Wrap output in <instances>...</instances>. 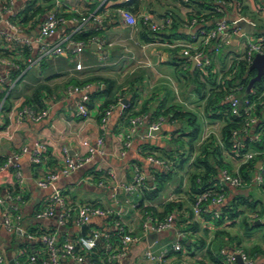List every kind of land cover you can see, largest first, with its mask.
Instances as JSON below:
<instances>
[{
    "label": "crops",
    "instance_id": "0c3cea01",
    "mask_svg": "<svg viewBox=\"0 0 264 264\" xmlns=\"http://www.w3.org/2000/svg\"><path fill=\"white\" fill-rule=\"evenodd\" d=\"M33 1L36 2L34 7L49 6L42 15L36 14L25 21V12ZM131 1L62 0L57 8L67 22L52 36L40 40V24L55 7L56 0H0V167L9 159L16 166L0 174V196L4 199V203H0V215L13 205L17 196L21 197L18 204L22 215L15 230L8 231L0 226V252L5 258L1 264H15L17 254L23 250L30 253L40 250V240L31 239L30 234L55 233L60 243L82 234L83 226L73 221L60 226L57 215L45 219L35 217L53 194L51 187L42 188L38 181L61 170L65 150L73 157H87L89 146L95 145L99 138L104 140L103 154L93 156L69 176H61L55 186L70 204L90 203L113 210L108 217H93L87 223L88 230L113 229V220L118 219L136 237L126 256L117 259L116 264H141L150 247L158 249L176 241L183 244V251L173 252L170 261L224 264L217 258L219 252L222 249L232 251L239 245L249 251L254 264H264V255H250L254 246L264 250V235L254 231L255 227L264 225L263 187L229 185L231 193L224 203L239 193L257 201L254 208H243V215L235 219L240 225L244 219L250 227L255 226L249 230L244 227L242 233L245 240L255 239L251 247L227 237H216L218 230L231 233L227 224L233 225L234 220L225 219L219 224L217 219L221 215L204 217L192 212L190 170L199 146L207 138L214 135L222 144L225 123L206 112V99L195 91L193 75L198 66L194 59L184 56L182 48L186 44L201 45L200 31L216 24L206 21L188 25L192 17L207 15L216 0H138L133 13L147 14L159 24L171 21L158 32H153L144 22L131 26L122 18L119 9ZM223 8L222 18L230 24L227 35L230 41L225 43L218 37L203 48L210 60L212 72H209L218 83L243 57L249 44L264 36V0H227ZM32 13L34 10L30 11ZM83 15L90 19L79 24L76 18ZM238 17L253 24L254 32L240 36V29H233ZM90 30L99 31L96 37L103 45L98 43L97 48H93L92 42L81 52H75L71 42L80 41L76 40L77 34ZM26 39L30 44L24 42ZM43 43H63L66 49L63 54L45 55L41 52ZM78 64L82 65L81 69L77 68ZM39 88L48 116L40 121L29 117L20 119L19 110L34 104L32 97ZM81 104L88 108L86 118L79 114ZM127 105H131L129 112L125 111ZM162 106H179L196 115L200 131L194 143L195 151L191 153L189 149L192 129L185 120L163 116L153 120ZM108 109L112 112L104 121L102 118ZM260 112L264 118V111ZM134 117H142V123L132 125L130 120ZM160 121V127L154 128ZM39 144L44 150L40 162L34 163L32 154ZM149 156L168 161L169 167L150 161ZM223 157L231 171L238 173L242 160L225 149ZM260 164L258 160L257 169ZM136 167L147 176L144 187L134 193L118 187V183L133 181ZM16 170L21 172L22 180L17 177ZM111 173L115 179L110 178ZM103 180L106 185L100 186L98 183ZM171 202L175 203L171 212L174 215L172 226L162 231L147 230L144 227L147 215L163 219L167 204ZM224 204L213 209L222 214ZM60 208L56 206V214ZM24 221L29 223L27 228L22 225ZM17 236L22 240L18 241ZM62 264L83 263L65 260Z\"/></svg>",
    "mask_w": 264,
    "mask_h": 264
},
{
    "label": "built area",
    "instance_id": "2783aa9c",
    "mask_svg": "<svg viewBox=\"0 0 264 264\" xmlns=\"http://www.w3.org/2000/svg\"><path fill=\"white\" fill-rule=\"evenodd\" d=\"M69 1V0H66ZM129 1V0H126ZM62 0H56V5L53 9L49 10L46 18L40 24V40L48 38L55 34L59 26L67 22V18L60 14L58 11V6L61 4ZM215 9L219 12H223V7L227 5V0H216L214 2ZM122 18L131 26L137 25L139 22H144L148 24L149 28L153 32H158L165 29L167 25L171 24V21L166 24H159L152 20L149 15H137L126 9L125 7L119 9ZM90 17L83 15L76 18L79 24H85L89 21ZM101 21V20H100ZM205 18L194 17L189 21V26H195L197 24L205 23ZM9 23V22H8ZM11 25V24H10ZM13 27V25H11ZM230 30V24L225 18H219L216 21V26L210 30L202 29L201 34V45L193 46L192 44H186L182 48V53L184 56L195 59L196 65L202 71V73L207 72V67L210 65V60L205 56L203 50L204 47L208 46L211 41L216 40L218 37H222L225 43H229L227 38L228 32ZM100 39L97 37L92 38L89 42L78 41L71 42L74 45L75 52H81L84 47L92 42L98 45ZM27 44H30L29 39L24 40ZM100 46L103 42L99 43ZM221 47V44H219ZM65 46L63 43L50 45L49 43H43L41 52L46 54H63L65 52ZM256 53H264V36L260 38L259 41L250 43L245 56L243 59L247 60L250 64L253 61ZM78 69L82 68L81 64L77 65ZM207 74V73H206ZM241 89V87L231 88L230 93L227 95L226 99L231 105L232 114L236 115L237 118H242L243 123L240 127L233 130L232 136L235 139L234 149L231 150V154L236 157H241L242 163L248 162L255 159L259 154L262 155L260 161V167L257 169L255 177L253 179L254 183L261 185L264 183V152L257 151H247L242 154L241 150L244 147L242 141L243 137L250 138L251 142H258L261 140L260 134L254 132V128L259 124L260 118L258 114V109L264 111V97H260L254 101H245L244 108L242 107L243 99H241L236 91ZM79 114L83 117H87L89 114L86 105H79ZM111 109L105 110L102 120H106L110 114ZM47 109L36 110L30 105L23 106L19 112L18 117L26 118L29 117L34 121H40L48 116ZM163 121V119H161ZM142 117H134L130 120V123L134 126L142 123ZM155 124L153 127L158 129L162 123ZM244 139V138H243ZM104 140L99 138L95 145L89 146L87 157H73L65 150L66 157L64 166L59 172L49 174L47 177L42 178L38 181V185L42 188L51 187L53 189L52 196L49 197L44 208L39 209L35 217L37 219H45L47 217H52L57 215V220L60 226H67L71 221L79 226L89 223L93 217H108L113 214V210L108 208H102L100 206H95L90 203H75L70 204L66 202L61 190L55 186L56 181L61 176H69L71 173L80 168L83 164L90 161L95 155L103 154ZM44 146L39 144L32 154V160L34 163H39L42 157ZM148 159L156 164L164 165L169 167V162L156 158L154 156H149ZM13 160H7L0 167V174L9 170L10 168H15ZM257 167V166H256ZM16 169V168H15ZM17 177L22 180V174L20 171L16 170ZM111 179H115L114 175L109 174ZM147 176L138 167H136V172L134 179L131 183H118L119 186L126 190L127 192L134 193L142 189L146 183ZM222 181L235 188H243L246 183L239 175H232L227 170L222 171ZM100 186L106 185L105 181H100L98 183ZM13 199V198H12ZM21 197L17 196L14 199L13 205L4 211L0 215V226H4L8 231L15 230L21 219L22 215L19 210L18 201ZM227 199V192L224 188L220 189V192L214 190H208L196 197L195 203L192 205V212L196 216H201L203 213H212L214 217H219L221 214L218 210H214L213 207L221 206L225 203ZM0 203H4V199L0 196ZM60 205V211L56 214V206ZM174 221V215L169 214L164 219H156L152 216L147 215L144 221V227L153 231H162L170 228ZM113 229L110 228L103 230L99 228H92L87 231V234H79L77 238L60 243L58 235L51 232H41L38 234H30L31 239H39L41 242L40 250L35 253H30L27 251H21L17 254L15 258V264H62L65 260H73L83 264H116V260L125 257L128 253L130 245L136 241V237L131 234L127 227L118 219H114L111 225ZM103 243L104 253L99 260H94L90 255L97 249L98 243ZM79 247V249H77ZM183 251V244L180 241L173 243H166L158 249L150 247L146 250L142 257L141 264H187L185 261H170V256L173 252ZM220 253L223 256L224 264H237L236 255H241L245 264H254L252 258L244 251L242 247L236 246L232 251H226L222 249ZM5 261L4 255L0 252V264Z\"/></svg>",
    "mask_w": 264,
    "mask_h": 264
},
{
    "label": "trees",
    "instance_id": "16d2710c",
    "mask_svg": "<svg viewBox=\"0 0 264 264\" xmlns=\"http://www.w3.org/2000/svg\"><path fill=\"white\" fill-rule=\"evenodd\" d=\"M137 2L138 0H132L131 2H128L125 6L126 9H129L130 11H136L137 10ZM36 2L33 1L28 6V9L26 10V15L24 16V20H30L33 16L36 14H43L45 12V9L48 8V6H37L34 7V4ZM34 10V13L30 14V11ZM222 14H224V8L223 12H219L215 9V5H213L210 9V12L206 15L199 14L194 17L198 18H205L206 21H212L216 22L217 19L222 17ZM192 17V18H194ZM216 26V24H212V26L204 27V29H212ZM99 31L96 30H90L88 32H81L77 34L76 40L89 42L92 40V38L98 36ZM245 56V54L243 55ZM251 64L243 59V57L235 63L234 67H232L228 72L223 74V77L221 81L218 83L216 79L212 77L211 67L208 66V74L202 73V71L197 68L194 72V79H195V91L199 94V96L202 99H206V106L205 110L208 113V115L212 118H218L224 121V126L222 128V144L217 140V138L212 135L209 138H207L201 146H199V152L196 156L195 162L190 170L189 176H190V187L189 192L193 195V204L196 201V197L208 190H214L216 192H220L221 188H224L227 192V199L230 196V189L229 184L224 183L222 181V173L221 171L227 170L232 175H239L243 181L246 183L245 187L255 185L253 179L255 177V174L257 172V162L261 159L262 155L259 154L255 157V159L250 160L248 162L241 163L240 169L238 173H233L230 169L229 164L225 161L223 157V150H227L229 153L231 150L234 149L235 139L232 136V132L235 128L240 127L243 123L242 118H237L236 115L232 114L231 111V105L227 101L226 97L230 93L231 88L234 87H241V89H238L236 93L238 96L243 99L242 107L244 108L245 101H254L262 97V93H264V76L262 79L258 82H256L253 86V88L249 91L248 90V84L250 80L256 76L257 71L251 69ZM179 68H183L182 66L178 65ZM179 70V69H178ZM210 70V72H209ZM201 76H204L205 80L202 79ZM211 87L209 90L208 87ZM40 88L37 89V92H35L34 96L32 97V101L34 104H30L33 108L36 110L44 109V104L42 103L40 99ZM264 97V96H263ZM31 101V100H30ZM131 109V105H127L126 112H129ZM260 108L258 109V114L260 118V126L257 128L256 132L260 134L261 140L258 142H251L250 138L243 137L242 141L244 143V147L241 150V153L244 154L247 151H249L250 148L257 149V152H264V118H262V113L260 112ZM160 116H163L165 118H168L170 120H185L190 126H191V133L189 134V149L191 153L195 151V141L199 137V131L200 126L197 121V117L194 113L190 111H185L179 106H171V107H164L162 106L158 112L154 115L153 120H158ZM230 155L234 156L237 159H240L241 157H236L234 154ZM241 160V159H240ZM5 162H3L4 164ZM2 164V165H3ZM264 188V183L260 185ZM252 196L246 195L244 193H239L236 195H233L231 200L224 204L222 207V214L219 217L218 223L221 224L222 222L226 220H234L233 225L236 223V218L239 217L243 212V208H254L256 206L257 201L253 200L251 198ZM175 203L171 202L167 204V209L164 214V218H166L169 214H172V207ZM192 204V205H193ZM98 206V205H95ZM149 211V208H146ZM155 214V213H154ZM204 217L211 215L212 213H203ZM163 218V219H164ZM242 226L247 227L246 230L252 229V227H255L252 225L250 227L247 222L243 219L241 221ZM216 237L218 239L228 238L232 242L241 243L242 238L238 235L233 236L229 231L227 230H218L216 232ZM185 244V243H184ZM238 245V244H237ZM239 246V245H238ZM240 247V246H239ZM79 249V247H77ZM246 254L249 255V251L244 250ZM104 253L103 250V243L99 242L97 249L90 255V258L94 260H99ZM258 255L259 253L261 255H264V250L260 246H254L251 249L250 255ZM250 257V256H249ZM220 262L224 263L223 256L219 252V255L217 256ZM251 258V257H250ZM202 264V263H201Z\"/></svg>",
    "mask_w": 264,
    "mask_h": 264
},
{
    "label": "water",
    "instance_id": "95a60500",
    "mask_svg": "<svg viewBox=\"0 0 264 264\" xmlns=\"http://www.w3.org/2000/svg\"><path fill=\"white\" fill-rule=\"evenodd\" d=\"M237 20H238V23L234 24L233 29L239 28L240 36H242L243 34H247V33L250 34L254 32L255 26L253 24L249 23L247 20H245L242 17H238ZM92 47L97 48V44L94 43ZM196 62L197 61L194 59L195 64ZM250 67L252 70H256L257 74L250 80L248 84V90H251L254 84L260 81L262 77L264 76V53H256ZM87 231H88V224H85L82 227V234L86 235ZM236 260H237V264H245L241 255H236Z\"/></svg>",
    "mask_w": 264,
    "mask_h": 264
},
{
    "label": "rangeland",
    "instance_id": "374dc122",
    "mask_svg": "<svg viewBox=\"0 0 264 264\" xmlns=\"http://www.w3.org/2000/svg\"><path fill=\"white\" fill-rule=\"evenodd\" d=\"M90 198H92V196H90ZM79 199H82V200H84V199H86V198H83V197H79ZM244 211H245V209H243ZM244 213V212H243ZM243 213L241 214V215H243ZM22 225H23V227L24 228H27L28 226H29V223L27 222V221H24L23 223H22ZM227 226L228 227H230V229L232 230L231 231V234L233 235V236H236V235H241L242 236V244L244 245V246H246V247H251L252 245H253V240L255 241V239L253 238V237H251V238H246L247 240H245L244 239V237H243V235H242V233H244L245 231H244V226H242V225H240V222H238V221H236V223L234 224V225H232V224H227ZM226 226V227H227ZM254 231L256 232V233H259V234H263L264 235V225L263 226H260V227H255V229H254ZM17 239H18V241H21L22 240V237L21 236H17Z\"/></svg>",
    "mask_w": 264,
    "mask_h": 264
}]
</instances>
